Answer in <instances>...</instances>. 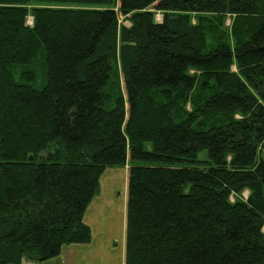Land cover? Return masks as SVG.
<instances>
[{"label":"trees","instance_id":"16d2710c","mask_svg":"<svg viewBox=\"0 0 264 264\" xmlns=\"http://www.w3.org/2000/svg\"><path fill=\"white\" fill-rule=\"evenodd\" d=\"M128 162L125 264H264V0H0V264Z\"/></svg>","mask_w":264,"mask_h":264},{"label":"crops","instance_id":"0c3cea01","mask_svg":"<svg viewBox=\"0 0 264 264\" xmlns=\"http://www.w3.org/2000/svg\"><path fill=\"white\" fill-rule=\"evenodd\" d=\"M126 205L125 193L119 198L112 195L94 198L84 217L92 228L89 243L64 245L60 254L41 262L23 257L21 264H125L126 234H123ZM118 237H122L121 250L118 247L114 250L112 243Z\"/></svg>","mask_w":264,"mask_h":264},{"label":"rangeland","instance_id":"374dc122","mask_svg":"<svg viewBox=\"0 0 264 264\" xmlns=\"http://www.w3.org/2000/svg\"><path fill=\"white\" fill-rule=\"evenodd\" d=\"M161 16H162L161 12H157L156 13V18L157 19H161ZM120 20H121L122 23H124L126 25H129V22L124 20V17H121ZM27 22H28V24H32L33 23V17L29 16L28 19H27ZM231 25H232V19L230 18V16H228V18L225 21L224 27H225V29H227V28H230ZM206 152H207L206 150L201 152L200 155H199V158H203L204 156L206 157ZM129 167H130V163L128 162V163H126L123 166H114V167H108L107 169H105L104 172L100 176L99 192L94 198H96V197H101L102 198V197H105V196H108V195H112V196H114L116 198H119V197L123 196V194L125 193V195L127 194V202H128ZM238 194L241 197L247 198V196L249 195V189L248 188H244ZM238 194L232 195L231 199L234 200V196H238ZM88 208H89V206H88ZM88 208H87V210H88ZM84 217H85V215H84ZM84 221H85V218H84ZM85 223H86V221H85ZM90 228H91V226H90ZM91 230H92V228H91ZM126 231H127V207H126L125 227H124V234L123 235L126 234ZM263 231H264V227H263ZM122 237L116 238L114 240V242L112 243V246L114 247V250L117 247H118L119 250H121V246H122V243H121L122 239L121 238ZM124 259H125V249H124Z\"/></svg>","mask_w":264,"mask_h":264},{"label":"water","instance_id":"95a60500","mask_svg":"<svg viewBox=\"0 0 264 264\" xmlns=\"http://www.w3.org/2000/svg\"><path fill=\"white\" fill-rule=\"evenodd\" d=\"M31 25V24H30Z\"/></svg>","mask_w":264,"mask_h":264}]
</instances>
